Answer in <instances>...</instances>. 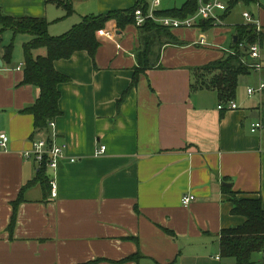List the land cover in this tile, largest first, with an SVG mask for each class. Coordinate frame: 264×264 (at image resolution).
Returning a JSON list of instances; mask_svg holds the SVG:
<instances>
[{"label": "crops", "instance_id": "crops-1", "mask_svg": "<svg viewBox=\"0 0 264 264\" xmlns=\"http://www.w3.org/2000/svg\"><path fill=\"white\" fill-rule=\"evenodd\" d=\"M62 1L69 9L54 0H0V9L15 17H44L49 33L60 36L88 15L137 2L97 0V9L83 11L72 0ZM167 1L159 10L177 7ZM259 13L264 20V7ZM226 18L224 27L204 30L199 22L174 29L186 43L167 45L162 67L142 73L120 104L137 64V25L120 31L109 21L103 34L98 31L94 60L84 50L56 60V69L70 80L59 84L61 114L49 129L76 161L48 168V188L35 183L24 190L12 232L14 203L39 170L23 153L46 132L25 111L40 88L22 83L25 61L12 64L0 49V132L10 136L0 151V264H235L222 256L220 236L245 217L232 214L226 188L238 198L260 197L264 206V127L251 130L256 120L263 122L264 93L258 102L237 94V108L221 110L215 90L193 86L195 69L222 58L236 42L240 23L227 24ZM102 145L106 150L98 153ZM187 193L195 195L189 206L182 203ZM252 259L264 264V252Z\"/></svg>", "mask_w": 264, "mask_h": 264}, {"label": "trees", "instance_id": "trees-1", "mask_svg": "<svg viewBox=\"0 0 264 264\" xmlns=\"http://www.w3.org/2000/svg\"><path fill=\"white\" fill-rule=\"evenodd\" d=\"M58 5L66 6L69 3L62 0H54ZM200 1L186 0L180 7L161 9L156 12L159 16H173L187 18L194 15ZM258 0H229L227 11L223 18L228 17L231 10L239 3H250ZM142 8L145 13L149 4L145 0L137 2L126 10H116L105 15H88L83 21L73 27L67 33L53 36L49 33V22L44 17L25 15L15 17L5 14L0 9V45L3 43V32L12 30L14 35L30 33L33 38L23 43L24 50V77L22 83L32 84L40 88V96L34 104L25 109L33 114L35 127L45 130L46 137L50 139V122L61 114L59 99L61 92L59 84L70 80L69 76L57 70L55 61L69 59L77 51H86L94 60L100 46L98 31L106 28L111 20L116 21L117 29L123 31L128 25L135 24V11ZM200 26L204 30L210 29L212 19H202ZM139 31V46L135 50L137 64L129 88L123 93L118 104L124 100L128 91L138 84L140 75L150 68H161V54L169 44L183 45L186 42L179 39L172 29L164 27L147 18L142 25H137ZM237 41L232 44L222 58L211 61L195 69V88H207L215 90L220 103L228 104L235 101L238 89L239 77L248 75L254 69L255 61L250 58V46L258 43L264 47V32L258 30L253 23H240L235 25ZM3 58L8 62L13 57L14 44L4 46ZM264 108V104H263ZM264 122V118H262ZM47 167H39L35 178L28 181L14 203V214L9 230L12 232L16 222L17 207L23 200L24 190L32 184L40 183L44 188L49 187V179L46 174ZM233 202L232 214L243 215L245 222L234 228H227L221 232L220 248L225 258H233L235 264H252L255 252H264V206L262 198H238L237 192L226 188ZM172 233V231H170ZM133 256L132 258H135Z\"/></svg>", "mask_w": 264, "mask_h": 264}, {"label": "built area", "instance_id": "built-area-1", "mask_svg": "<svg viewBox=\"0 0 264 264\" xmlns=\"http://www.w3.org/2000/svg\"><path fill=\"white\" fill-rule=\"evenodd\" d=\"M164 0H153L152 4L149 5L147 12L142 8H138L135 11L136 25H142L147 18L153 19L160 25L168 27L172 30L180 28H194L202 19H216L220 20V17L227 11L228 1L229 0H209V1H200L197 12L187 18H179L173 16H159L156 12L159 10L162 2ZM244 18L249 22L255 24L257 29H261L262 25L259 19L253 17L250 12L243 13ZM100 34L104 33V30L99 31ZM200 43H206L204 37L201 38ZM250 58L255 61L253 67L256 71H260L263 68L261 59V46L258 43H255L250 46L249 49ZM18 67V69H20ZM248 94H260L264 93V78H261L257 86L248 87ZM237 108V103L231 101L228 104H219V109H235ZM55 126V120L50 122V127ZM264 127V123L261 120H256L252 123L251 130L256 132ZM10 136L5 132H0V151L6 150L9 146ZM106 150V145L100 146L98 153H102ZM23 156L26 159L32 160L39 167L46 166L48 168L57 169L60 166V163L64 160H68L73 163L76 161L74 157H68L66 155V144L59 142L55 134H52L50 139L47 137L35 138L32 141V147L24 151ZM52 195H57V185L55 180H50ZM195 200V195L187 193L182 197V203L185 206L191 205Z\"/></svg>", "mask_w": 264, "mask_h": 264}, {"label": "rangeland", "instance_id": "rangeland-1", "mask_svg": "<svg viewBox=\"0 0 264 264\" xmlns=\"http://www.w3.org/2000/svg\"><path fill=\"white\" fill-rule=\"evenodd\" d=\"M150 5L152 4L153 0H147ZM166 1V0H165ZM165 1H163V6L165 5ZM74 7L76 9H80L84 11V8L91 7L92 9H97L95 7V3H97V0H72ZM184 0H169L166 2V5L168 4L169 6H177L179 7ZM264 7V0H259V1H253L250 3H244V2H239L230 12L228 17L226 18V23L227 24H237V23H249L244 17L243 13L244 12H250L254 18L260 19V23L263 25L264 20H263V15L259 16V8ZM79 10V11H80ZM80 11V12H83ZM224 15V14H223ZM223 15L220 17V20H212V26L217 27V26H222L224 27L225 25V18H223ZM262 27V26H261ZM212 28V27H211ZM180 29H189V28H180ZM259 31L262 30L264 32V29H258ZM228 31V30H227ZM234 33L229 34L228 39L229 43L226 45L224 48H227L233 40ZM33 36L30 33H19L14 35L12 30H6L3 32V43L0 45V49H3L4 46L10 44L13 42L14 44V51H13V61L12 64H15V62H21L24 63V50H23V43L31 40ZM264 47H261V53H262V62L264 63ZM4 50V49H3ZM15 59H18V61H15ZM20 60V61H19ZM252 60V59H251ZM262 73L258 70H253L250 74L248 75H242L239 77V84H238V90L237 94L238 97L241 96L245 98V100H253L257 101L259 100L260 94H254L251 95L252 97L248 96L247 93V88L249 85L251 86H257L260 79L263 77ZM261 118H264V108H261ZM233 261H235L233 258H231Z\"/></svg>", "mask_w": 264, "mask_h": 264}, {"label": "water", "instance_id": "water-1", "mask_svg": "<svg viewBox=\"0 0 264 264\" xmlns=\"http://www.w3.org/2000/svg\"><path fill=\"white\" fill-rule=\"evenodd\" d=\"M234 41H237V35L234 36Z\"/></svg>", "mask_w": 264, "mask_h": 264}]
</instances>
